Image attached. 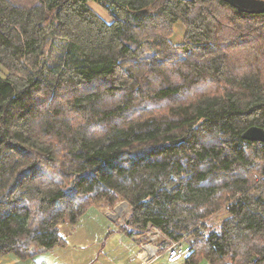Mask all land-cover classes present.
Here are the masks:
<instances>
[{"label": "trees", "instance_id": "obj_1", "mask_svg": "<svg viewBox=\"0 0 264 264\" xmlns=\"http://www.w3.org/2000/svg\"><path fill=\"white\" fill-rule=\"evenodd\" d=\"M0 67V258L67 246L62 222L123 199L129 235L152 224L188 237L189 261L264 264V143L242 138L264 127V13L0 0Z\"/></svg>", "mask_w": 264, "mask_h": 264}, {"label": "rangeland", "instance_id": "obj_2", "mask_svg": "<svg viewBox=\"0 0 264 264\" xmlns=\"http://www.w3.org/2000/svg\"><path fill=\"white\" fill-rule=\"evenodd\" d=\"M92 6L104 17H109L107 11L98 3L92 2ZM175 41L181 42L185 32L182 23L176 24ZM62 48L56 46L50 53V63L60 64ZM0 73L1 67H0ZM131 211V205L127 200H119L113 207L94 206L91 207L77 224L62 222L60 230L69 244L67 246H57L44 252L38 259L52 256L53 258L61 252L59 257L68 263L78 264V259H74L76 253L100 252L98 264H105V256L113 257L123 249V245L128 244L129 235L121 229V222L125 223ZM227 215L224 210L219 211L210 218L214 226H219L223 218ZM133 240V239H132ZM133 249V245L131 246ZM4 257V256H3ZM2 257V258H3ZM6 260V262L4 261ZM11 259H0V264H9ZM27 261V260H26ZM105 262V263H104Z\"/></svg>", "mask_w": 264, "mask_h": 264}, {"label": "crops", "instance_id": "obj_3", "mask_svg": "<svg viewBox=\"0 0 264 264\" xmlns=\"http://www.w3.org/2000/svg\"><path fill=\"white\" fill-rule=\"evenodd\" d=\"M129 237L130 238L128 240V244L123 245V249L119 253L114 254L113 257L105 256V260L108 261L106 263L104 262L105 264H144L143 254L140 249L141 235H129ZM132 245H133V249L131 248ZM48 251L49 250L42 251L36 254L31 259H22L13 253L7 254L3 258L1 257L0 259H7V260L11 259L9 264H35V263L37 264L38 263L39 264H72V263L66 262L65 260H62L61 259L62 257H59V255L62 254L61 252H59V255L57 254L54 258L52 256L51 257L47 256L46 258H43V259L37 258L39 256H42L44 252L47 253ZM83 253L85 254H82V253L75 254L74 259L76 258L79 260L78 264H98L97 261L99 260V255H100L99 251L95 253H92V252L88 253L86 251ZM4 262H6V260ZM149 264H210V263L205 260L200 261V262H192L189 260H185L183 258L175 262H170L168 260L167 253L163 252L160 254V256L156 260H154L153 262Z\"/></svg>", "mask_w": 264, "mask_h": 264}, {"label": "built area", "instance_id": "obj_4", "mask_svg": "<svg viewBox=\"0 0 264 264\" xmlns=\"http://www.w3.org/2000/svg\"><path fill=\"white\" fill-rule=\"evenodd\" d=\"M126 222L125 219V223L121 222V226H124ZM137 235H141L140 249L144 264L153 262L163 252L167 253L170 262H175L181 258L189 260L194 252L187 243L188 237L181 240H170L159 227L152 224L144 232ZM163 244H167V246L163 248Z\"/></svg>", "mask_w": 264, "mask_h": 264}, {"label": "water", "instance_id": "obj_5", "mask_svg": "<svg viewBox=\"0 0 264 264\" xmlns=\"http://www.w3.org/2000/svg\"><path fill=\"white\" fill-rule=\"evenodd\" d=\"M240 12L248 14L264 13V0H224ZM242 138L264 143V127L253 125L242 133Z\"/></svg>", "mask_w": 264, "mask_h": 264}]
</instances>
